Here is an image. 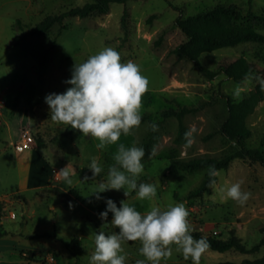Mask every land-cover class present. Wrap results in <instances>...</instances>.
<instances>
[{
  "label": "rangeland",
  "instance_id": "rangeland-1",
  "mask_svg": "<svg viewBox=\"0 0 264 264\" xmlns=\"http://www.w3.org/2000/svg\"><path fill=\"white\" fill-rule=\"evenodd\" d=\"M87 2L0 0V101L5 102L0 112V232L19 237L23 264H90L96 233L119 231L110 224L111 213L107 222L99 218V213L106 209L105 199L110 198L118 207L124 201L142 214L154 205L166 209L184 203L189 211L191 234L221 240H229L234 234L249 249L258 245L264 237V167L260 163L235 160L227 169L220 170L211 194L192 200H186V196L200 186L207 170L194 174H169V170L173 149L181 158L190 159L204 154L221 157L236 145L219 134L228 115L227 97L239 101L259 84L264 89V46L245 43L200 58L204 67L219 72L225 65L245 57L253 68L241 82L224 74L210 80L193 62L182 60L171 51L185 41L176 25L181 15L179 9L186 17L227 5L238 7L244 15L254 12L264 16V0H134L114 4L110 13L103 16H69L63 26L55 25L48 34L18 42L46 17L69 13ZM259 31L264 34V25ZM105 47L116 49L122 63H137L147 76L149 88L142 96V115L150 114L160 121L166 109L180 105L199 108L197 114L186 119L192 133L188 137L191 144L176 146L179 125L172 118L167 120L155 151L150 158L143 159L145 170L138 183L157 185V194L151 201L137 198L136 192L127 186L124 190L128 196L123 189L101 193L105 198L101 200L92 195L97 185L107 180L118 144L142 146L149 133L148 123H141L130 135H121L117 144L99 150L95 138L52 121L45 103L47 94L61 93L70 86L65 81L71 78L75 63L85 62ZM247 126L252 131L247 146L261 148L264 101L248 118ZM26 132L34 138L33 148L40 149L53 166L46 187L41 189L31 185L28 177L32 162L29 150L21 154L15 148ZM212 133L214 136L207 138ZM94 159L104 167L95 178L89 169ZM66 167L71 183L60 172ZM238 182L243 191L252 194L244 205L225 197L226 189ZM122 246L127 254L126 264L145 259L139 240L125 241ZM263 255L264 248L257 254L207 249L200 264L240 263ZM162 264L192 261L185 260L173 245L172 256Z\"/></svg>",
  "mask_w": 264,
  "mask_h": 264
},
{
  "label": "clouds",
  "instance_id": "clouds-1",
  "mask_svg": "<svg viewBox=\"0 0 264 264\" xmlns=\"http://www.w3.org/2000/svg\"><path fill=\"white\" fill-rule=\"evenodd\" d=\"M65 83L70 85L65 91L45 96L51 120L95 138L99 141L97 149L104 150L117 144L121 135H130L141 125L142 96L148 91L149 80L137 63L131 60L122 63L116 49L105 47L85 62L75 63L71 78ZM236 95H239V89ZM151 127L155 132L159 126L153 123ZM191 135V131L185 133L188 144L192 143L188 139ZM145 155L142 146L126 147L119 143L115 163L108 168L107 180L100 182L92 194L95 199H105L101 193L124 190L127 186L136 192L137 198L151 201L157 194V185L138 183L145 170L142 162ZM89 169L93 178L104 171L103 165L95 159ZM207 171L210 185H214L220 170L210 165ZM60 172L71 183L67 167ZM124 194L129 195L125 190ZM251 195L241 189L239 182L233 183L225 192L226 198L240 205H244ZM105 203L106 209L99 213V218L107 222L111 213L110 224L119 231L96 233L90 264H126L127 254L122 246L125 241L139 240L141 243L140 253L145 259H137L135 264H162L172 256L173 245L185 260L200 264L202 254L210 247L206 237L197 239L191 234L189 211L184 203L169 205L166 209L154 205L145 214L124 201L120 207L110 198L105 199Z\"/></svg>",
  "mask_w": 264,
  "mask_h": 264
},
{
  "label": "trees",
  "instance_id": "trees-1",
  "mask_svg": "<svg viewBox=\"0 0 264 264\" xmlns=\"http://www.w3.org/2000/svg\"><path fill=\"white\" fill-rule=\"evenodd\" d=\"M130 1L134 0H88L85 6L73 9L69 13L46 17L24 37L20 38L18 42L27 37H41L48 34L55 25L63 26L65 18L69 16L80 18L103 16L110 13L114 4H127ZM179 10L181 15L177 18L176 25L184 34L185 41L176 46L171 53L182 60L193 62L210 80L218 78L221 74L236 82L245 80L253 68L245 57H240L236 61L225 65L219 72L204 67L200 62V58L206 53L233 48L245 43H256L264 46V34L259 31L260 27L264 25V16L257 15L254 12L244 15L238 7L227 5H218L186 17L183 16L184 11ZM19 26H21V22L18 23ZM227 98L228 115L219 130V134L229 143H235L236 145L221 157L204 154L190 159L181 158L177 150L173 149L169 174L180 171L194 174L202 170H208L210 165H214L218 170H224L235 160H251L260 163L264 167V136L261 140V148H249L247 146V140L252 135V131L247 126V120L254 114L258 105L264 101L263 87L260 84L257 85L254 90L239 101L232 97ZM198 111V107L180 105L177 109L164 110L161 113L162 120L160 121H155L150 114L142 115L141 123H148L150 127L148 136L142 145L146 150L144 159L150 158L155 151L156 146L162 139V132L165 130L167 120L172 118H175L179 125L174 140L176 146H187L185 133L189 132L190 128L186 119L188 116L197 114ZM153 123L159 126L155 132L152 131L151 127ZM213 136L214 133L208 135L207 138ZM215 180L217 181V177H215ZM212 186L207 171L200 186L191 191L186 196V200L200 199L207 194H211ZM262 232L264 234V228ZM7 235L9 234L0 232V238ZM192 235L197 239L204 237L200 233H193ZM206 238L210 243L208 249L220 253L238 251L243 254H257L264 248V237L258 245L251 249L247 248L234 234L229 240L214 237ZM221 264H264V255L255 259H245L240 263L229 261Z\"/></svg>",
  "mask_w": 264,
  "mask_h": 264
},
{
  "label": "crops",
  "instance_id": "crops-1",
  "mask_svg": "<svg viewBox=\"0 0 264 264\" xmlns=\"http://www.w3.org/2000/svg\"><path fill=\"white\" fill-rule=\"evenodd\" d=\"M29 152L30 154L28 156L32 162L28 167V177L31 185L39 189L44 188L48 183V176L53 166L40 152V149L32 147ZM24 153L26 151L21 154ZM18 238L16 234H9L0 238V264H23V245Z\"/></svg>",
  "mask_w": 264,
  "mask_h": 264
},
{
  "label": "built area",
  "instance_id": "built-area-1",
  "mask_svg": "<svg viewBox=\"0 0 264 264\" xmlns=\"http://www.w3.org/2000/svg\"><path fill=\"white\" fill-rule=\"evenodd\" d=\"M5 106V102L3 100L0 101V112L2 111V107ZM34 138L29 132H26L22 135V139L18 144L15 145L16 151L19 153H23L27 150L32 149L34 145Z\"/></svg>",
  "mask_w": 264,
  "mask_h": 264
}]
</instances>
